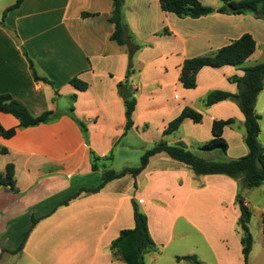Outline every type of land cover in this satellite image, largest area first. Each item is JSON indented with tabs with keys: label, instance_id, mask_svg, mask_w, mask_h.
<instances>
[{
	"label": "crops",
	"instance_id": "crops-1",
	"mask_svg": "<svg viewBox=\"0 0 264 264\" xmlns=\"http://www.w3.org/2000/svg\"><path fill=\"white\" fill-rule=\"evenodd\" d=\"M16 1L0 5V93L11 94L34 116L46 110L59 115L18 127L11 138L0 136V149L9 150L0 155V173L14 163L17 187L13 191L0 185V264H126L113 255L110 245L122 229L135 227L133 198L146 212L151 236L159 245V250L145 254L146 264H192L177 258L185 255H195L202 264H264V220L254 233L255 215L249 223L252 250L247 262L244 259L237 203L242 180L197 175L165 152L151 156L137 176L127 174L60 205L80 187L96 186L83 180L99 171L92 168L90 150L101 157L113 151L116 164L137 162L161 139L195 150L212 138L215 119L234 117L235 126L224 128L226 154L230 159L248 154L246 129H241L245 115L238 103L227 99L207 106L205 98L215 89L237 93L238 85L229 77L242 76L245 67L264 62V18L251 12L179 17L164 11L160 0H123L128 38L120 45L111 39L113 0H24L5 13ZM201 1L217 7L222 0ZM245 33L255 38L256 50L241 66H204L197 86L184 87L180 75L185 59L211 54ZM29 60L52 83L35 79ZM75 76L89 87L75 88L70 82ZM121 82L137 101L129 130ZM186 106L201 111L202 122L186 118L177 130L164 134ZM0 123L17 127L19 119L0 110ZM231 138L239 140L232 145ZM219 150L207 153V158L225 159ZM142 178L146 184L125 188V181ZM254 188L263 203L264 183ZM61 190L62 198L53 200ZM244 199L250 206V198ZM29 209L38 221L19 250L17 243L25 233L21 220ZM257 216L264 219V208H257ZM190 235L193 245H187ZM175 239L178 244L164 254Z\"/></svg>",
	"mask_w": 264,
	"mask_h": 264
},
{
	"label": "trees",
	"instance_id": "trees-1",
	"mask_svg": "<svg viewBox=\"0 0 264 264\" xmlns=\"http://www.w3.org/2000/svg\"><path fill=\"white\" fill-rule=\"evenodd\" d=\"M24 0H17L13 5L6 10L10 11L19 7ZM161 8L164 11L172 12L179 17L198 18L213 12L224 13H245L251 12L259 17L264 18V0H222L217 7L204 4L201 0H160ZM123 0H113V9L110 20L115 24L114 32L111 39L120 45H125L128 38V27L124 22L123 16ZM88 15V12H84ZM256 50V41L252 34L245 33L240 38L233 40L231 43L219 48L217 51L195 57L185 59L180 80L186 88H195L197 86V74L204 66L221 67L224 65L241 66ZM30 61L31 69L34 77L37 80L49 81L46 77L40 76L32 62ZM245 74L242 76L234 75L229 77V80L237 83L238 92L232 93L223 89H215L208 93L205 98V104L210 106L216 102L233 99L241 108L245 115V142L249 148L248 154L239 158L227 160H209L200 156L197 152L189 149L183 143L171 144L165 139H161L146 150L141 157V163L136 167H126L121 171L113 168H107L105 161H112L114 152L111 151L107 156H98L95 151L90 150L92 159V168L94 171L99 169V162L105 160L104 170L101 176V182L92 187H80L75 193L71 194L60 205L68 204L72 199L77 198L82 193H92L100 191L108 182L121 178L127 174L137 176L148 165L151 156L154 154L165 152L171 158L178 160L189 166L197 175L207 174H224L235 179H241L243 186L249 188L258 187L264 183V146L259 142V134L261 131L259 123V114L256 111V100L259 93L264 88V62L257 63L244 68ZM129 73L127 74V77ZM52 83L51 81H49ZM71 84L78 90H86L89 84L79 78L73 77L70 80ZM124 83H119V89L122 90ZM73 99L77 95L74 94ZM126 106V130H129L134 125L133 113L136 107V98H125ZM73 110V106L71 107ZM0 110L11 113L19 119L17 127L5 128L0 123V136L5 138L13 137L18 130V127L35 126L40 123L51 121L59 114L54 110H46L40 115L34 116L27 106L14 98L9 93H0ZM204 114L191 106H186L182 112L171 120L164 130V134H169L177 130L186 118H191L195 122H202ZM84 131L87 132L86 124L78 120ZM236 119L230 117L227 119H215L212 124V138L199 145L200 150H215L220 149L225 154L227 153L229 143L224 136V128L227 125L234 124ZM7 147H1L0 155L7 153ZM0 185L8 186L11 190L16 191L15 179V164L8 163L6 172L0 173ZM237 203L240 206L241 215L238 220V225L241 231V241L243 244V254L245 262L249 258V254L253 246V236L250 231L249 223L252 218V210L245 202L243 195L237 194ZM135 227L122 229L120 234L112 241L110 249L114 256L122 259L126 264H146L145 254L157 251L158 246L151 236L148 216L142 210L139 202L133 198ZM38 219L34 218L33 225L25 232L24 240L19 247L22 249L30 232L34 228ZM178 259H187L192 264H202L195 255L178 256Z\"/></svg>",
	"mask_w": 264,
	"mask_h": 264
},
{
	"label": "rangeland",
	"instance_id": "rangeland-1",
	"mask_svg": "<svg viewBox=\"0 0 264 264\" xmlns=\"http://www.w3.org/2000/svg\"><path fill=\"white\" fill-rule=\"evenodd\" d=\"M9 1L10 0H0V5H4L5 3L9 2ZM256 111L259 114V123H260V128H261V131H260V134H259V138L258 139H259V142L264 145V92H263V94L261 96V99L259 101L258 107H256ZM232 126H235V124H233ZM241 129H242V132L245 133L244 126H242ZM237 140H239V139H237V138H234V139L231 138L230 141H231L232 145H234L237 142ZM191 150H193V149H191ZM193 151L197 152L200 156H202V157H204L206 159H209V158H207L209 156H207L206 154L209 153V152H212L213 150H200V149H195ZM219 151L221 152L222 156L225 157V159H223V160H227L226 157H228L229 154L227 155V154H225L221 150H219ZM228 158L230 159V157H228ZM210 159H212V158L210 157ZM104 161L105 160H101L99 162V164H98V166H99V169L98 170L99 171L98 172H95V175L93 177L92 176H87V177L85 176V178L83 180L86 181V182H88V183H90L91 185H97L101 181L102 172L105 169L104 168L105 166L107 168H113V169H116L117 171H121V170H123L125 168L126 165H128L130 167H136V166H138L141 163V158H139V160L137 162H135V161L127 162L129 164L122 163L121 161L116 164L113 160H112L113 162L112 161H109V160H106L105 161V166L103 164ZM146 183H147V179L146 178L138 179L137 183H135V180L132 181V179H130V180H127V181L124 182V186H125L126 189H131V188L135 189V186L136 187L137 186L140 187L141 184L144 185ZM72 184H74V183H72ZM134 184H135V186H134ZM246 187L247 186L241 185V187H239V189H238L237 194L240 192L243 195V197H244V195H246V196H248L250 198V201H252L249 207L251 208L253 215H255V217H254V223H253V231H254V233H257L258 231H256V229H258L261 226V224H262V222L264 220V219H262V217L257 216V208H264V202L262 203V201H261V200H263L262 199L263 197H262L261 193H258L257 189H255V188H247L246 189ZM70 189L67 190V191H70ZM62 196H63V190L57 192L53 196V200L54 199H58V197H61L62 198ZM257 204H258V206H257ZM29 211H30V209H29ZM32 214H34V213L32 211H30V213L27 214V218H25L26 221L24 219L21 220L22 221V229L25 232L28 231L31 228V226L33 225L34 217L32 218ZM35 217L38 218L37 215ZM252 236H253V239H254L253 233H252ZM23 240H21V242H18V243L16 242L17 245H18V248L22 244V241ZM177 240L178 239H175V241L171 244L170 248L167 249V251H165L164 254H170V250L175 245L178 244V241ZM197 240H199V238H197L196 241ZM193 244H195V242L192 241V235H190L189 238H188V241H187V245H193ZM200 244L201 243H199V245ZM157 250H159V245H158V249ZM3 254H17V252L5 251Z\"/></svg>",
	"mask_w": 264,
	"mask_h": 264
},
{
	"label": "water",
	"instance_id": "water-1",
	"mask_svg": "<svg viewBox=\"0 0 264 264\" xmlns=\"http://www.w3.org/2000/svg\"><path fill=\"white\" fill-rule=\"evenodd\" d=\"M10 33L12 34V36L19 42V37L17 35V33L14 31V30H10ZM122 96L124 98H128V97H131L132 95V92L127 88V84H124L123 85V88H122Z\"/></svg>",
	"mask_w": 264,
	"mask_h": 264
}]
</instances>
